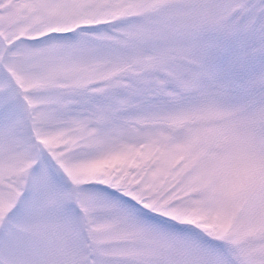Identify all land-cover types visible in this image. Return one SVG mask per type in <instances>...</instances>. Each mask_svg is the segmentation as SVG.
Instances as JSON below:
<instances>
[{"label": "snow or ice", "instance_id": "obj_1", "mask_svg": "<svg viewBox=\"0 0 264 264\" xmlns=\"http://www.w3.org/2000/svg\"><path fill=\"white\" fill-rule=\"evenodd\" d=\"M0 264H264V0H0Z\"/></svg>", "mask_w": 264, "mask_h": 264}]
</instances>
